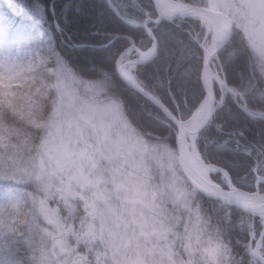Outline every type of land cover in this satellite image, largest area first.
<instances>
[{
    "label": "trees",
    "instance_id": "obj_1",
    "mask_svg": "<svg viewBox=\"0 0 264 264\" xmlns=\"http://www.w3.org/2000/svg\"><path fill=\"white\" fill-rule=\"evenodd\" d=\"M114 1L129 19L157 16L153 0ZM184 1L210 6V0ZM108 5L107 0H0V28L12 43L10 51L0 50L2 159L14 156L19 161L30 162L37 153L57 101L53 75L49 71L58 59L71 67L79 95L89 98L92 93L99 101L116 100L127 121L148 146L156 148V157L164 160L165 147L176 152L177 131L168 117L114 74L116 61L131 44V39L143 49L149 48L152 42L142 29L120 19ZM229 14L233 18L232 10ZM232 21L231 38L218 52L221 74L232 90L243 88L249 80L255 82L250 91L238 95L214 82L216 112L196 138L206 162L226 169L236 186L254 191L255 168L258 167L260 175L264 174V54L256 51L246 27ZM149 25L157 34L179 41L183 54L138 66V76L146 89L186 119L205 95L201 44L211 36L201 20L194 17L164 19L159 24ZM117 34L121 36L114 39ZM88 55L93 56L92 60ZM29 56L33 65L28 63ZM212 176L217 182H224L221 171ZM159 181L156 175V185H160ZM31 184L33 182L0 177V264L36 263L39 244L34 240V244L29 243L30 228L26 220L31 206L30 194L36 190ZM260 188L264 193V182ZM161 189L157 212L164 217L172 214L169 219L175 227V233H170L174 249L186 264H262L249 247L251 213L205 197L191 187L189 196L183 200L187 208L181 200ZM51 203L62 220L69 223V209L63 197L56 196ZM80 207L78 213L81 214L83 203ZM194 215L200 225L201 243L212 249L213 255L191 257L184 244L185 233L181 231L185 216L194 221ZM175 216L179 217L178 222ZM74 225L76 230V222ZM262 229L261 218H255L257 236ZM73 240L69 241L71 245ZM85 252L82 247H75L77 256H84ZM107 258V264H124L112 252ZM89 259L91 263L101 264L93 254Z\"/></svg>",
    "mask_w": 264,
    "mask_h": 264
},
{
    "label": "rangeland",
    "instance_id": "obj_2",
    "mask_svg": "<svg viewBox=\"0 0 264 264\" xmlns=\"http://www.w3.org/2000/svg\"><path fill=\"white\" fill-rule=\"evenodd\" d=\"M235 2L247 7L250 23L246 32L256 51L264 54V0ZM235 2L210 0V6L229 14L237 11ZM50 9L53 11L52 5ZM5 37L0 28V50L10 51L12 43ZM212 40L213 35L205 47ZM87 58L92 60L93 56ZM58 60L49 71L57 101L37 153L30 162L0 157V177L33 182L36 189L30 194L26 217L28 241L39 244L35 264H94L91 254L107 264L109 252L124 264H186L174 249L172 214L164 217L157 212L161 188L181 202L189 196L190 188L177 170V153L165 147L164 160L156 157V148L148 146L128 123L116 100L99 101L92 93L89 98L79 95L71 67ZM32 61L29 58L28 63L32 65ZM213 64L221 70L217 60ZM218 82L224 83L221 79ZM253 82L249 80L234 93L250 91ZM156 175L160 185H156ZM56 196L66 202L69 223L51 203ZM81 203L84 212L80 214ZM194 216V221L185 216L181 231L185 233L184 244L191 257L213 255V250L201 243L200 225ZM174 219L179 221L177 216ZM76 246L86 250L84 256L75 254Z\"/></svg>",
    "mask_w": 264,
    "mask_h": 264
},
{
    "label": "water",
    "instance_id": "obj_3",
    "mask_svg": "<svg viewBox=\"0 0 264 264\" xmlns=\"http://www.w3.org/2000/svg\"><path fill=\"white\" fill-rule=\"evenodd\" d=\"M157 0H154L156 8L160 11L157 3ZM174 2H180L183 6L189 8L191 10V12H198L199 15L201 16V12L208 10L211 11L215 14H223L224 16H227L229 18L230 21V27H229V31H228V36L226 38L225 41H223V43H221L219 46H217V49L214 53H216L215 55H212L210 58H205L204 57V63H203V68H202V82H203V86L206 92V95H204V99L202 100V102L205 100L206 97H209L210 99V111H209V115L207 117V119H205L204 124L199 128V129H192L189 128L191 126L193 117L195 115V112L199 109V107L201 106L202 102L199 104V106L196 108L195 112L188 118V119H182L180 118V116H177L175 114H173V111L168 108V106L163 102V100H161L160 98H158L156 95H154L152 93V91L150 92L149 90H147L146 88H144V86L140 85L137 81L136 82H131L129 81L124 75L121 74V69L125 68L128 65H143V64H148V63H152L155 60L153 59V55L150 58H144V57H139L136 59H131L128 61H123V57L126 56V54H129L130 50H136L139 51V53H142V51L136 46V44L134 42H132V45L129 46L125 51H123L121 53V55L118 57L117 61H116V66H115V75L117 76L118 79H120V81L129 89L140 93L141 95H143L144 97H146L148 100H150L152 103H154L156 106H158L166 115L168 118H170L174 124L177 126V130H178V141H177V153H178V168L179 171L182 175V177L184 178V181H186L190 186H192L193 188H195L198 192H200L201 194H203L204 196L213 199V200H218L221 201L225 204L228 205H233V206H238L241 209H244L246 211H250L253 214V217L260 215L262 218L264 217V209L257 204L256 202L253 201V199L251 197H253L254 195L260 194L259 189H257L255 192H248L245 191L241 188L236 187L235 185H233L232 183H228V187H224L222 185H219L218 183H216L212 176L210 175L211 181H210V185L212 187H207L202 185L198 180H196L187 170L186 167L184 165V158L189 154L190 152V148H193L195 150H197V155L199 156L200 161L203 164H206L205 160L202 159L203 156L197 146L196 143V137L198 135V133L200 132V130L206 126V124L212 119L214 111L216 109V98L213 95H211L212 93H209L207 90V87L205 85V73L207 71L208 66L210 65L209 63H211L212 59L217 55V52H219V50L222 48V46L224 44L227 43V41L230 39V36L232 34V21L231 18L226 15L224 12L221 11H217L211 8H202L200 6H196V5H189V4H185L183 2H181L180 0H173ZM109 2V6L113 9V11L117 14V16H119V18H121L122 20H124L125 22H128L130 24H133V26H138L140 28H142L145 33L152 39L151 33L152 30L148 27V23L149 22H158L161 21L163 18H168L169 16L174 17L176 14H180L181 12L175 13L173 15H166L163 14L161 11V15L158 16V19H152V18H147L142 20L141 22L137 23H133L132 21L128 20L125 16H122V13L120 11V9H118V7L116 5H114V3L111 0H108ZM186 15H197V13H189L187 12ZM198 16V15H197ZM117 36H121V35H117ZM116 36V37H117ZM115 37V38H116ZM153 50H154V43H153ZM204 49V53H205V46H203ZM194 134L195 138H194V144L191 146V139H190V135ZM214 168L217 167L216 165H212ZM259 178L261 180H264V176H259ZM257 255V254H256ZM257 257L260 259V261H262L264 263V258L261 257L260 255H257Z\"/></svg>",
    "mask_w": 264,
    "mask_h": 264
},
{
    "label": "bare ground",
    "instance_id": "obj_4",
    "mask_svg": "<svg viewBox=\"0 0 264 264\" xmlns=\"http://www.w3.org/2000/svg\"><path fill=\"white\" fill-rule=\"evenodd\" d=\"M111 1L114 3V5H116L114 0H111ZM156 3L160 11L163 14L172 15L178 12H181V13L189 12V13H197V15H199L198 12H191L189 8L183 6L180 2H177V1L174 2L173 0H157ZM200 14H201V18L204 19L205 22L208 23L209 29L211 30V32H213L212 43L209 46L205 47V58L208 59L212 55L216 54L214 52L216 51L217 46H219L221 43H223V41L226 40L228 36L229 27H230V21L227 16H224L223 14H215L208 10L202 11ZM5 38L7 40V37ZM78 45L81 46L82 44H78ZM151 53H152V50L148 52H144L141 57L149 58ZM131 59L132 58H130V60ZM213 63L214 62L209 63L210 65L208 66L207 71L205 73V77H204L205 85L209 93L213 92V82L215 80H219V81L220 79L222 80V75L220 74L221 72L217 69L216 66H214ZM128 67H131V66H128ZM128 67L122 68L121 74L124 75L129 81L136 82L134 78L135 76L132 73L131 68H128ZM211 95H213V93ZM209 105H210V99L209 97H206L205 100L202 102L201 106L199 107V109L195 112L191 126L189 128L197 130L204 124L205 119H207L209 115V111H210ZM168 119H169V122L174 125L177 131V126L174 124V122L170 118ZM177 137H178V134H177ZM194 138H195V135L191 134L190 135L191 146L194 144ZM176 147H177V144H176ZM190 149L191 150L189 154L183 159L186 170L196 180H198L202 185L207 186V187H212L210 185L211 179L209 178L212 172L215 171L216 169L210 164H203L200 161L199 156L197 155V150L193 148H190ZM251 198L253 199L254 202L259 204L264 209V195L257 194Z\"/></svg>",
    "mask_w": 264,
    "mask_h": 264
},
{
    "label": "clouds",
    "instance_id": "obj_5",
    "mask_svg": "<svg viewBox=\"0 0 264 264\" xmlns=\"http://www.w3.org/2000/svg\"><path fill=\"white\" fill-rule=\"evenodd\" d=\"M208 5H202V8H207ZM236 8V6H233ZM154 14L159 16L162 13L154 8ZM233 19L237 23L243 24L245 27L249 26V16L247 12V7L245 5H240L236 12L233 13ZM227 22V21H226ZM153 43H154V53H153V59L159 60L162 57H176L182 55V49L180 47L179 41L176 39H173L171 37H167L165 35L157 34V32L153 31L151 33ZM264 78V77H262ZM133 140V143L135 144V138L131 137ZM159 162V161H157ZM168 217H166L167 219Z\"/></svg>",
    "mask_w": 264,
    "mask_h": 264
}]
</instances>
